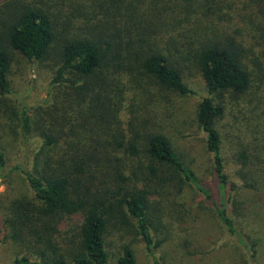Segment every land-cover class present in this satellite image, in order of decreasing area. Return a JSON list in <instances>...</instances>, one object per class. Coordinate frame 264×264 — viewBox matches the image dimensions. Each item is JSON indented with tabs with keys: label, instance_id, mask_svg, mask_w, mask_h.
Masks as SVG:
<instances>
[{
	"label": "trees",
	"instance_id": "obj_1",
	"mask_svg": "<svg viewBox=\"0 0 264 264\" xmlns=\"http://www.w3.org/2000/svg\"><path fill=\"white\" fill-rule=\"evenodd\" d=\"M14 52L57 58L46 115L34 128L27 105L15 111L30 158L13 164L0 147V241L18 247L14 264H137L125 234L153 254L167 241L162 198L185 187L249 246L230 205L240 185L264 191V161L241 140L226 147L218 124L231 106L264 96V0H0L1 101L12 93ZM187 63L208 91L197 122L220 201L149 110L150 80L197 94ZM18 178L25 193L15 192Z\"/></svg>",
	"mask_w": 264,
	"mask_h": 264
},
{
	"label": "rangeland",
	"instance_id": "obj_2",
	"mask_svg": "<svg viewBox=\"0 0 264 264\" xmlns=\"http://www.w3.org/2000/svg\"><path fill=\"white\" fill-rule=\"evenodd\" d=\"M56 63L54 55L46 62H39L13 53L12 93L7 99H0V107L6 110L5 116L0 111V147L10 153L13 164L30 158V144H25L22 133L18 132L15 111L27 105L35 128L52 106V73ZM187 65L189 68H182L184 78L197 91L196 95L183 96L150 80L149 90L153 94L145 99L151 103L149 110L153 121L170 136L176 152L194 170L201 184L210 189L216 201H220L214 164L197 122L199 104L208 96V91L198 69ZM263 94L262 88L260 95ZM253 100L247 97L228 108L218 127L226 147L231 148L241 140L251 146L252 156L255 155L250 157L253 160L258 157L263 162L264 96L260 101ZM32 139L37 140L36 134ZM236 182L242 184L240 180ZM14 185L17 194L26 192L21 179L18 178ZM5 191L6 186L0 184V193ZM235 200L236 204L230 205V210L234 215L238 214L242 237L249 246L240 245L228 234L206 197L191 187H185L181 194L168 193L162 198L160 217L166 228L164 236L167 241L153 254L142 242L135 240L134 235L125 234L126 240L133 241L137 264H264V191L258 184L254 189L240 185ZM118 236L114 237L116 243L120 239ZM255 250L256 259L252 260L250 257ZM18 256V247L12 241H0V264H14Z\"/></svg>",
	"mask_w": 264,
	"mask_h": 264
}]
</instances>
